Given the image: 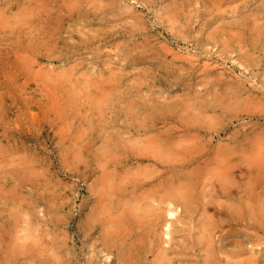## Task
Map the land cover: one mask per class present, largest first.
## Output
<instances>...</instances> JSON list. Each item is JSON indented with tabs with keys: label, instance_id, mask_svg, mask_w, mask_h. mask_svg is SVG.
<instances>
[{
	"label": "rangeland",
	"instance_id": "rangeland-1",
	"mask_svg": "<svg viewBox=\"0 0 264 264\" xmlns=\"http://www.w3.org/2000/svg\"><path fill=\"white\" fill-rule=\"evenodd\" d=\"M214 1L0 0V264H161L157 219L164 209L177 218L165 222L173 241L164 244L162 264H208L213 244L228 255L244 241L249 257L231 264H264V0ZM165 147L163 169L154 154ZM226 152L239 163L228 180L211 163ZM139 155L150 160L138 162ZM188 155L210 160L200 166L208 208L186 214L165 203L160 180L134 193L141 178L153 179L158 170L171 176ZM110 183L124 192L110 191ZM245 192L247 222L234 213Z\"/></svg>",
	"mask_w": 264,
	"mask_h": 264
},
{
	"label": "bare ground",
	"instance_id": "bare-ground-1",
	"mask_svg": "<svg viewBox=\"0 0 264 264\" xmlns=\"http://www.w3.org/2000/svg\"><path fill=\"white\" fill-rule=\"evenodd\" d=\"M35 1V0H34ZM212 1H214V0H212ZM238 1V0H237ZM179 2V1H178ZM215 2V1H214ZM23 3V2H22ZM176 3V2H175ZM214 4V3H213ZM264 4V3H263ZM180 5V4H179ZM183 5V4H182ZM25 6V5H24ZM111 6V5H110ZM174 6V5H173ZM184 6V5H183ZM218 6V5H217ZM228 6H229V4H228ZM248 6V5H247ZM246 6V7H247ZM259 6V5H258ZM30 7V6H29ZM74 7V6H73ZM175 7V6H174ZM187 7V6H186ZM213 7V6H212ZM216 7V6H215ZM231 7V6H230ZM239 7H241V6H239ZM261 7L262 8H264L263 6H261L260 5V9H261ZM25 8H27L26 6H25ZM122 8V7H121ZM218 8H219V6H218ZM234 8V7H233ZM245 8V7H244ZM24 9V8H23ZM116 9V8H115ZM119 9V8H118ZM172 9V8H171ZM175 9V8H174ZM184 9V8H183ZM213 9H214V7H213ZM212 9V10H213ZM226 10L228 9V7L227 8H225ZM255 9V8H254ZM34 10V9H33ZM123 10V9H122ZM126 10V9H125ZM179 10V9H178ZM217 10V9H216ZM221 10V9H220ZM223 10V9H222ZM257 10V9H256ZM259 10V9H258ZM264 10V9H263ZM30 11V10H29ZM234 11V10H233ZM254 11V10H253ZM259 11H261V10H259ZM25 12V11H24ZM31 12V11H30ZM126 12V11H125ZM124 12V13H125ZM235 12V11H234ZM233 12V13H234ZM175 13V12H174ZM212 13H214V12H212ZM228 13V12H227ZM236 13V12H235ZM234 13V14H235ZM251 13V12H250ZM249 13V14H250ZM20 14V13H19ZM30 14V13H29ZM31 14H32V12H31ZM39 14V13H38ZM132 14H134V13H132ZM210 14V13H209ZM258 14V12L256 13V15ZM260 14V13H259ZM21 15H22V13H21ZM27 15V14H26ZM127 15H129V14H127ZM213 15V14H212ZM245 15V14H244ZM248 15V14H247ZM261 15V14H260ZM34 16V15H33ZM5 17V16H4ZM61 17V16H60ZM59 17V18H60ZM171 17V16H170ZM173 17V16H172ZM171 17V18H172ZM208 17V16H207ZM244 17V16H243ZM259 17V16H258ZM22 18V17H21ZM26 18V17H25ZM52 18V17H51ZM50 18V19H51ZM241 18H242V16H241ZM29 19V18H28ZM54 19V18H53ZM178 19V18H177ZM177 19H175V20H177ZM209 19H210V17H209ZM216 19H217V16H216ZM236 19V18H235ZM255 19V18H254ZM257 19V18H256ZM30 20V19H29ZM55 20V19H54ZM173 20V19H172ZM185 20V19H184ZM208 20V19H207ZM207 20L205 21V22H207ZM222 20V19H221ZM260 20V19H259ZM23 21V20H22ZM178 21V20H177ZM238 21H239V19H238ZM25 22H27V21H25ZM219 22V21H218ZM221 22V21H220ZM223 22V21H222ZM240 22V21H239ZM1 23V22H0ZM175 23H176V21H175ZM179 23V22H178ZM184 23V22H183ZM188 23V22H187ZM209 23V22H208ZM224 23V22H223ZM238 23V22H237ZM253 23V22H252ZM5 24V23H4ZM23 24H25L24 22H23ZM177 24V23H176ZM180 24H181V22H180ZM189 24V23H188ZM205 24H207V23H205ZM210 24V23H209ZM215 24V23H214ZM229 24V23H228ZM239 24H241V23H239ZM243 24V23H242ZM1 25V24H0ZM175 25V24H174ZM177 25H179V24H177ZM221 25V24H220ZM259 25V24H258ZM261 25V24H260ZM263 25V24H262ZM2 26V25H1ZM6 26V25H5ZM4 26V27H5ZM245 26V25H244ZM252 26V25H251ZM188 27H189V25H188ZM204 27V26H203ZM207 27V26H206ZM212 27V26H211ZM255 27V26H254ZM263 27V26H262ZM191 28V27H190ZM214 28V27H213ZM212 28V29H213ZM229 28V27H228ZM242 28H244V27H242ZM246 28V27H245ZM260 28V27H259ZM46 28H44V30H45ZM49 29H50V27H49ZM206 29V28H205ZM247 29V28H246ZM255 29V28H254ZM184 30H185V28H184ZM190 30V29H189ZM214 30H215V28H214ZM237 30V29H236ZM251 30H253V29H251ZM259 30V29H258ZM181 31V30H180ZM219 31V30H218ZM235 31V30H234ZM263 31V30H262ZM178 32V31H177ZM183 32V31H182ZM223 32V31H222ZM240 32H242L241 30H240ZM239 32V33H240ZM238 32H237V34H239ZM50 34V33H49ZM181 34V33H180ZM252 34V33H251ZM261 34V33H260ZM51 35V34H50ZM53 35V34H52ZM258 35V34H257ZM181 36H183V35H181ZM55 37H56V35H55ZM184 37V36H183ZM246 37V36H245ZM250 37V36H249ZM252 37V36H251ZM256 37V36H255ZM93 39V38H92ZM259 39V38H258ZM90 40V39H89ZM253 40H255V39H253ZM92 41V40H91ZM91 41H89L90 43H91ZM55 42V41H54ZM257 42V41H256ZM258 43V42H257ZM246 44V43H245ZM255 44V43H254ZM262 45V44H261ZM164 48V47H163ZM246 48V47H245ZM253 48H254V46H253ZM241 49H243V48H241ZM172 53V52H171ZM250 54V53H249ZM144 56H146V55H144ZM155 56H153V58H154ZM159 57V56H158ZM138 58V57H137ZM146 58V57H145ZM187 60V59H186ZM241 60H243V59H241ZM245 62V61H244ZM174 66V65H173ZM167 67V66H166ZM246 68V67H245ZM260 68V67H259ZM170 70H171V68H169ZM168 69V70H169ZM149 72V74H150V72L151 71H148ZM153 72V71H152ZM151 72V73H152ZM169 72V71H168ZM161 73V72H160ZM165 74V73H164ZM171 74V73H170ZM168 76V75H167ZM203 76H205V75H203ZM145 77V76H144ZM113 78V77H112ZM205 78V77H204ZM114 79V78H113ZM148 79V78H147ZM237 79H239V78H237ZM175 80V79H174ZM148 81V80H147ZM236 81V80H235ZM139 82V81H138ZM200 82V81H199ZM209 82V81H208ZM173 83V82H172ZM191 83V82H190ZM189 83V84H190ZM210 83H211V81H210ZM175 84V83H174ZM184 84V83H183ZM209 84V83H208ZM235 84V83H234ZM94 85H96V84H94ZM99 85V84H98ZM230 85V84H229ZM233 85V84H232ZM242 85V84H241ZM129 86V85H128ZM192 86V85H191ZM100 87V86H99ZM109 87H111V86H109ZM186 87H188V86H186ZM186 87H183V88H186ZM236 87H239V86H236ZM101 88V87H100ZM104 88V87H103ZM102 88V89H103ZM131 88H132V85H131ZM97 89V88H96ZM95 89V90H96ZM133 89V88H132ZM206 89V88H205ZM240 89V88H239ZM110 90V89H109ZM114 90V89H113ZM215 90V89H214ZM102 92L104 91V90H101ZM100 91V92H101ZM131 91V90H130ZM129 90H128V92H130ZM219 91H220V89H219ZM92 92V91H91ZM105 92H106V90H105ZM110 92H111V90H110ZM233 92V91H232ZM240 92H242V91H240ZM98 93V92H97ZM186 93V92H185ZM194 93H195V91H194ZM104 94V93H103ZM130 94H132V93H130ZM229 94V93H228ZM106 95V94H105ZM196 95V94H195ZM206 95V94H205ZM212 95H213V93H212ZM95 96V95H94ZM98 96V95H97ZM132 96H134L133 94H132ZM193 96V95H192ZM100 97H102V95H100ZM194 97V96H193ZM214 97V96H213ZM221 97V96H220ZM219 97V98H220ZM247 97V96H246ZM103 98V97H102ZM101 98V99H102ZM133 98V97H132ZM131 98V99H132ZM203 98V97H202ZM130 99V98H129ZM172 99V98H171ZM133 100H134V98H133ZM135 100H136V98H135ZM159 100V99H158ZM186 100H187V98H186ZM230 100V99H229ZM247 100H248V98H247ZM165 101V100H164ZM171 101V100H170ZM225 101V100H224ZM250 101V100H249ZM248 101V102H249ZM256 101V100H255ZM258 101H259V99H258ZM127 103V102H126ZM133 103V102H132ZM135 103V102H134ZM165 103H166V101H165ZM213 103V102H212ZM230 103H232L231 101H230ZM256 103H258V102H256ZM189 104V103H188ZM187 104V105H188ZM224 104V103H223ZM154 105V104H153ZM181 105V104H180ZM194 105V104H193ZM261 105V104H260ZM126 106V105H125ZM139 106H141V105H139ZM190 106V105H189ZM250 106V105H249ZM157 107V106H156ZM260 107V106H259ZM262 107V106H261ZM166 108V107H165ZM196 108V107H195ZM258 108V107H257ZM179 109V108H178ZM261 109V108H260ZM103 110V109H102ZM125 110H127V109H125ZM156 110V109H155ZM166 110V109H165ZM246 110V109H245ZM263 110V109H262ZM133 111V110H132ZM140 111V110H139ZM187 111V110H186ZM196 111V110H195ZM257 111V110H256ZM164 112V111H163ZM185 112V111H184ZM250 112V111H249ZM263 112V111H262ZM125 113H126V111H125ZM177 113V112H176ZM213 113V112H212ZM161 114V113H160ZM208 114V113H207ZM179 117V116H178ZM184 117V116H183ZM233 117V116H232ZM216 118V117H215ZM254 118V117H253ZM180 119V118H179ZM183 119H185V118H183ZM199 119V118H198ZM213 119V118H212ZM133 120V119H132ZM188 120V119H187ZM208 120H209V118H208ZM211 120V119H210ZM178 121V120H177ZM181 121V120H180ZM192 121V120H191ZM145 123H146V121H145ZM197 123V122H196ZM200 123H201V121H200ZM183 124V123H182ZM192 124V123H191ZM164 125V124H163ZM175 125V124H174ZM193 125V124H192ZM199 125H201V124H199ZM202 125H203V123H202ZM208 125V124H207ZM211 125V124H210ZM154 126V125H153ZM175 126H177V125H175ZM174 126V128H176ZM187 126H188V123H187ZM205 126V125H204ZM172 127V126H171ZM197 127V126H196ZM181 128H182V126H181ZM199 128V127H198ZM206 128V127H205ZM184 129V128H183ZM118 130H119V128H118ZM179 130V129H178ZM117 131V130H116ZM164 131V130H163ZM177 131V130H176ZM120 132V131H119ZM114 133H116V132H114ZM156 133V132H155ZM197 133V132H196ZM195 133V134H196ZM117 134V133H116ZM130 134V133H129ZM133 134V133H132ZM149 134H151V133H149ZM190 134H191V132H190ZM125 135V134H124ZM127 135V134H126ZM157 135H159L158 133H157ZM179 135V134H178ZM197 135V134H196ZM112 136V135H111ZM133 136H134V134H133ZM139 136V135H138ZM126 137V136H125ZM128 137V136H127ZM126 137V138H127ZM135 137V136H134ZM200 137V136H199ZM106 138V137H105ZM119 138V137H118ZM121 138V137H120ZM148 138V137H147ZM154 138V137H153ZM162 138V137H161ZM187 138H190V137H187ZM192 138V137H191ZM106 139H108V138H106ZM122 139H124V138H122ZM129 139V138H128ZM127 139V140H128ZM146 139V138H145ZM121 140V139H120ZM129 140H131V138L129 139ZM187 140V139H186ZM103 141V140H102ZM114 141H116L115 139H114ZM125 141V140H124ZM149 141H151V140H149ZM148 141V142H149ZM177 141V140H176ZM262 141V140H261ZM201 142V141H200ZM109 143V142H108ZM121 143V142H120ZM125 143V142H124ZM132 143H133V141H132ZM140 143V142H139ZM177 143V142H176ZM193 143V142H192ZM127 144V143H126ZM137 144V143H136ZM195 144V143H194ZM196 144H197V142H196ZM195 144V145H196ZM215 144V143H214ZM110 145V144H109ZM130 145V144H129ZM135 145V144H134ZM139 145V144H138ZM149 145H151V143H149ZM148 145V146H149ZM194 145V146H195ZM93 146V145H92ZM123 146H125V145H123ZM140 146V145H139ZM142 146V145H141ZM158 146V145H157ZM203 146V145H202ZM224 146V145H223ZM82 147V146H81ZM90 147V146H89ZM104 147V146H103ZM144 147V150L145 149H147V148H145V146H143ZM153 147V146H152ZM156 147V146H155ZM181 147V146H180ZM184 147V146H183ZM85 148V147H84ZM87 148V147H86ZM85 148V149H86ZM92 148V147H91ZM108 148V147H107ZM124 147H122V146H120V144L119 143H117L116 142V144L114 145V149L115 150H117L116 152H118V151H122V149H123ZM140 148H142V147H140ZM179 148V147H178ZM184 148H186V147H184ZM223 148V147H222ZM81 149H83V148H81ZM80 149V150H81ZM105 149V148H104ZM139 149V148H138ZM172 149V148H171ZM187 149V148H186ZM84 150V149H83ZM91 150V149H90ZM126 150V149H125ZM132 150V149H131ZM137 150V149H136ZM168 150V147H165L164 149H157L156 150V153L154 154L155 155V158H159V159H161L162 161H158V160H155L156 162H155V164H157L159 167H163V169H166V168H168V166L166 165L167 163V157H166V153L169 151H167ZM195 150V149H194ZM257 150V149H256ZM88 151V150H87ZM92 151V150H91ZM114 150H112L111 152H113ZM147 151V150H146ZM152 151V150H151ZM188 151V150H187ZM186 151V152H187ZM198 151H200V150H198ZM197 151V152H198ZM258 151H259V149H258ZM81 152V151H80ZM109 152V151H108ZM185 152V151H184ZM193 152V151H192ZM89 153V152H88ZM88 153H87V155H88ZM95 153V152H94ZM191 153V152H190ZM217 153H219V152H217ZM248 153H250V152H248ZM256 153V152H255ZM259 153V152H258ZM78 154H80V153H78ZM83 154H84V152H83ZM90 154V153H89ZM96 154V153H95ZM145 154V153H144ZM168 154V153H167ZM173 154V153H172ZM171 154V155H172ZM185 154H187V153H185ZM196 154H199V153H196ZM215 154V153H214ZM242 154H244V155H246L245 153H242ZM242 154H240V155H242ZM262 154V153H261ZM85 155V154H84ZM116 155V154H115ZM143 155V154H142ZM177 155V154H176ZM178 155H179V153H178ZM191 155V154H190ZM190 155H188V156H190ZM221 155V154H220ZM219 155V156H220ZM237 155V154H236ZM76 156V155H75ZM80 156V155H79ZM78 156V157H79ZM184 156V155H183ZM231 154H230V152H226V153H224V154H222V156H220L219 157V159L218 160H215V161H211V163H218L219 165H221V166H219L220 168L222 167L223 168V170H225L224 171V173H222L221 175H226V178H227V180L228 179H230V177H232V176H235V173H234V171H235V169H234V167H235V164L238 166V164L237 163H235V164H232L233 163V161H231L232 159H231ZM233 156V155H232ZM239 156V155H238ZM243 156V155H242ZM81 157V156H80ZM85 157H87L86 155H85ZM118 157V156H117ZM166 157V158H165ZM171 157V156H170ZM253 157H254V155H253ZM252 157V158H253ZM264 157V156H263ZM263 157H261V158H263ZM83 158V157H82ZM110 158V157H109ZM122 158V157H121ZM181 158H182V156H181ZM201 156L200 155H192V156H190V158L188 159V160H186V161H184V162H182V164H180V165H175V167L174 168H176V170H178V172L176 171V172H172V175L170 176H168V174H169V172H170V170H168V171H162V170H158V171H156V173H154V176L155 177H153V179L152 178H141L140 179V181H139V184L137 185V187H136V189L134 190V193L136 192V191H140V190H142V189H144L145 187H148V186H153V184L155 183V181H158V180H160V185H159V183H158V185H159V187H160V189L158 190V191H163V201L165 202V203H169L170 205L171 204H173V205H176V206H182L183 208H184V211L186 212V214H196V213H198L199 211H200V209H202V208H208V205L211 203V202H206L205 200V196L204 195H202L201 193H203V192H201L200 191V180L202 179L201 177V169H200V166L201 165H204L205 166V164H209V162H210V160H207V161H205V164H203V162L201 161ZM205 158V157H204ZM215 158H218V157H215ZM240 158V157H239ZM239 158H238V160H239ZM242 158V157H241ZM251 158V159H252ZM32 159V158H31ZM88 159V158H87ZM99 159V158H98ZM134 159V158H133ZM135 159L138 161V162H141V163H144V162H147V160H150V159H147V158H145L144 156H141V155H139V156H137V157H135ZM172 159V158H171ZM184 159V158H183ZM183 159H181V160H183ZM256 159H258V158H256ZM20 160V159H19ZM34 160V159H33ZM77 160H79L78 158H77ZM83 160V159H82ZM106 160H108V159H106ZM110 160V159H109ZM174 161H175V159H173ZM177 160V159H176ZM211 160H213V159H211ZM237 160V161H238ZM242 160V159H241ZM254 160V159H253ZM259 160V159H258ZM15 161V160H14ZM25 161V160H24ZM81 161V160H80ZM84 161V160H83ZM240 161V160H239ZM4 162V161H3ZM9 162H11V161H9ZM8 162V163H9ZM19 162V161H18ZM37 162V161H36ZM77 162V161H76ZM179 162V161H178ZM235 162V161H234ZM242 162V161H241ZM244 162V161H243ZM254 162V161H253ZM6 163V162H5ZM38 163V162H37ZM107 163V162H106ZM263 163H264V158H263ZM4 164V163H3ZM25 164V163H24ZM34 164H36V163H34ZM74 164V163H73ZM77 164V163H76ZM247 163H245V165H246ZM256 164V163H255ZM254 164V165H255ZM259 164H260V162H259ZM6 165V164H5ZM107 165H108V163H107ZM251 165H252V163H251ZM250 165V166H251ZM257 165V164H256ZM264 164H262V166H263ZM21 167H22V165H20ZM30 166V165H29ZM43 166V165H42ZM78 166V165H77ZM259 166V165H258ZM25 167V166H24ZM28 167V166H27ZM101 167V166H100ZM214 167V166H213ZM212 167V168H213ZM252 167V166H251ZM261 167V166H260ZM8 168V167H7ZM11 168V167H10ZM80 168V167H79ZM78 168V169H79ZM173 168V170H175ZM247 168V167H246ZM256 168H257V166H256ZM12 169V168H11ZM16 169H18V168H16ZM74 169V168H73ZM82 169V168H81ZM84 169H86V168H83V170ZM129 169V168H128ZM207 169V168H206ZM213 169H215V168H213ZM260 169V168H259ZM15 170V169H14ZM258 171V169H255L254 171ZM261 170V169H260ZM13 171V170H12ZM18 171V170H17ZM101 171H102V167H101ZM103 171H105V170H103ZM127 171V170H126ZM138 171V170H137ZM180 171V172H179ZM16 172V171H15ZM35 172V171H34ZM36 172H38L37 170H36ZM75 172V171H74ZM109 172V171H108ZM207 172H208V170H207ZM210 172V171H209ZM223 172V171H222ZM26 173V172H25ZM39 173H41V172H39ZM204 173H206V170H205V172ZM7 174V173H6ZM27 174V173H26ZM44 174H46V173H44ZM217 175H218V173H216ZM24 175V174H23ZM32 175V174H31ZM37 175V174H36ZM41 175H43V174H41ZM97 175V174H96ZM101 175H103V173L101 174ZM119 175V174H118ZM257 175V174H256ZM8 176V175H7ZM15 176H17L16 174H15ZM14 176V177H15ZM25 176V175H24ZM104 176V175H103ZM145 176V175H144ZM240 176V175H239ZM251 176V175H250ZM1 177V176H0ZM20 177V176H19ZM37 177V176H36ZM107 177V176H106ZM108 177H109V175H108ZM116 177V176H115ZM207 177H208V175H207ZM218 177V176H217ZM238 177V176H237ZM242 177V176H241ZM4 178V177H3ZM27 178V177H26ZM38 178V177H37ZM211 178V177H210ZM209 178V179H210ZM254 178H256V177H254ZM258 178V177H257ZM20 179V178H19ZM22 179H23V177H22ZM114 179V178H113ZM122 179V178H121ZM5 180H7V179H5ZM17 180V179H16ZM102 180V179H101ZM103 180H105V178L103 179ZM109 180H111V179H109ZM126 180V179H125ZM135 180H137V179H135ZM216 180V179H215ZM4 181V180H3ZM9 181V180H8ZM106 181V180H105ZM112 181V180H111ZM110 181V182H111ZM116 181V180H115ZM114 181V182H115ZM122 181H124V179H122ZM202 181V180H201ZM210 181V180H209ZM222 181H224V180H222ZM237 181V180H236ZM37 182V181H36ZM94 182H96V180L94 181ZM109 182V181H108ZM2 183H4V182H2ZM76 183V182H75ZM157 183V182H156ZM220 183V182H219ZM258 183V182H257ZM257 183H255V185L257 184ZM17 184V183H16ZM105 184V183H104ZM107 184V183H106ZM111 184V183H110ZM128 184V183H127ZM126 184V185H127ZM239 184V183H238ZM100 185V184H99ZM103 185V184H102ZM108 185V184H107ZM250 185V184H249ZM157 186V185H156ZM204 186V185H203ZM3 187V186H2ZM38 187H40V186H38ZM105 187V186H104ZM144 187V188H143ZM5 188V187H4ZM35 188V187H34ZM96 188H98V187H96ZM114 188H116L117 190H120V192H124V186L123 185H121V186H119L118 184H115L114 185V183H112L111 184V187H110V191H112V190H114ZM150 188V187H149ZM74 189V188H73ZM147 189V188H146ZM215 189V188H214ZM213 189V190H214ZM221 189H223L226 193L228 192V191H230V186H227V183L225 184H222V186H221ZM258 189V188H257ZM16 190V189H15ZM13 191V190H12ZM78 191V190H77ZM97 191H99V190H97ZM105 191V190H104ZM154 191V190H153ZM157 191V192H158ZM215 191V190H214ZM255 191V190H254ZM1 192V191H0ZM5 192V191H4ZM7 192V191H6ZM5 192V193H6ZM35 192H36V190H35ZM92 192V191H91ZM213 192V191H212ZM99 193V192H98ZM111 193V192H110ZM152 193H155V191L154 192H152ZM150 194V196H152L153 194ZM159 193V192H158ZM224 193V192H223ZM222 192H219V196H221V194H223ZM243 193V192H242ZM96 194V193H95ZM108 194V193H107ZM113 194V193H112ZM121 194V193H120ZM139 194V193H138ZM1 195V194H0ZM52 195V194H51ZM102 195V194H101ZM117 195V194H116ZM125 195V194H124ZM158 195V194H157ZM244 195V200L242 201V203H241V205H240V207H239V210H238V207H235L234 208V213H237L238 214V211H239V215H240V217L241 216H243V221H245V222H247V217H248V214H249V207H248V202L246 201V192H245V194H243ZM54 196V195H53ZM16 197V196H15ZM32 198V197H31ZM49 198V197H48ZM106 198V197H105ZM128 198V197H127ZM137 198V197H136ZM135 198V199H136ZM150 198V197H149ZM14 199V198H13ZM50 199V198H49ZM102 199V198H101ZM155 199V198H154ZM157 199H158V197H157ZM211 199V198H210ZM220 199V198H219ZM99 200V199H98ZM124 200V199H123ZM139 200V199H138ZM151 200V199H150ZM208 200V199H207ZM213 200V199H212ZM211 200V201H212ZM9 201H11V200H9ZM8 201V202H9ZM16 201V200H15ZM35 201V200H34ZM38 201V200H37ZM106 201V200H105ZM126 201V200H125ZM155 201V200H154ZM220 201H222V200H220ZM23 202V201H22ZM50 202V201H49ZM53 202H54V200H53ZM115 202V201H114ZM157 202V201H156ZM155 202V203H156ZM161 202V201H160ZM163 202V203H164ZM232 202V201H231ZM55 203V202H54ZM102 203V202H101ZM107 203V202H106ZM117 203V202H116ZM140 203V202H139ZM1 204V203H0ZM17 203H15L14 205H16ZM20 204V203H19ZM28 204V203H27ZM109 204V203H108ZM112 204V203H111ZM160 204V203H159ZM219 204V203H218ZM223 204V203H222ZM221 204V205H222ZM29 205V204H28ZM101 205V204H100ZM136 205V204H135ZM146 205V204H145ZM229 205H230V203H229ZM95 206H96V204H95ZM112 206V205H111ZM139 206V205H138ZM147 206H148V204H147ZM212 206V205H211ZM101 207V206H100ZM104 207V206H103ZM108 207V206H107ZM116 207V206H115ZM114 207V208H115ZM132 208H133V206H131ZM156 207H157V205H156ZM178 207H177V209H178ZM254 207V206H253ZM1 208V207H0ZM53 208V207H52ZM166 208H167V206H166ZM13 210H14V208H12ZM116 209V208H115ZM123 209V208H122ZM145 209H146V207H145ZM155 209V208H154ZM170 209V208H169ZM215 209V208H214ZM231 209V208H230ZM253 209V208H252ZM98 210V209H97ZM100 210V209H99ZM133 210V209H132ZM150 210V209H149ZM183 210V209H182ZM207 210V209H206ZM53 211V210H52ZM105 211H107L106 209H105ZM112 211V210H111ZM158 211V210H157ZM208 211V210H207ZM6 212H8V211H6ZM10 212V211H9ZM8 212V213H9ZM13 213H15L14 211H12ZM23 212V211H22ZM38 212V211H37ZM100 212H103L102 210L100 211ZM109 212V211H108ZM108 212H107V214H108ZM120 212V211H119ZM145 212V211H144ZM147 212V211H146ZM150 212V211H149ZM179 212V211H178ZM203 212V211H202ZM216 213H218V214H222V211L220 210V209H218V208H216V211H215ZM256 212V211H255ZM104 213V212H103ZM110 213V212H109ZM133 213V212H132ZM164 213H165V215H163L164 217H158V219H157V224H158V227H163V231H164V234H163V232H162V238H159L158 237V241H157V244H158V246L156 247L157 249H159L160 250V254H161V256H160V258H159V261H158V263H160L161 262V264H162V262L165 260V257L167 256L166 255V252H167V249L166 248H164V244H169L170 243V241H173L172 240V233H171V230H172V224H170V223H165L166 222V219L167 218H169V217H171V218H177V216H176V214H177V212L175 213V211H171V210H167V209H164ZM163 213V214H164ZM215 213V214H216ZM233 213V214H234ZM97 214H98V212H97ZM106 214V213H105ZM157 214H159V213H157ZM201 214V213H200ZM211 214V213H210ZM209 214V215H210ZM237 214H234V215H237ZM102 214L100 213V216H101ZM156 215V214H155ZM154 214H153V216H155ZM203 215V214H202ZM251 215V214H250ZM253 215V214H252ZM251 215V216H252ZM36 216V215H35ZM120 216V215H119ZM151 215H149V217H150ZM215 216V215H214ZM233 215L231 214L230 215V217H232ZM238 216V215H237ZM261 216V215H260ZM1 217V216H0ZM12 217V216H11ZM55 217V216H54ZM97 217V216H96ZM106 217H107V215H106ZM113 217V216H112ZM142 217V216H141ZM264 217V216H263ZM13 218V217H12ZM16 218V217H15ZM14 218V219H15ZM35 218V217H34ZM52 218V217H51ZM144 218V217H143ZM232 218H234V217H232ZM7 219V218H6ZM21 219V218H20ZM33 219V218H32ZM37 219V218H36ZM59 219V218H58ZM199 219V218H198ZM230 220H231V218H229ZM18 220V219H17ZM52 220V219H51ZM109 220V219H108ZM107 220V221H108ZM168 220V219H167ZM190 220V219H189ZM1 221V220H0ZM5 221V220H4ZM16 221V220H15ZM113 221V220H112ZM143 221H144V219H143ZM6 222H8V220L6 221ZM30 222V221H29ZM33 222H34V220H33ZM142 222V221H141ZM156 222V221H155ZM2 223H3V221H2ZM51 223V222H50ZM60 223V222H59ZM111 223V222H110ZM152 223H154V222H152ZM162 223H164V224H162ZM186 223V222H185ZM224 223V222H223ZM231 223V222H230ZM255 223V222H254ZM10 224V223H9ZM21 224V223H20ZM28 224V223H27ZM115 224V223H114ZM120 224V223H119ZM143 224H144V222H143ZM208 224H210V222L208 223ZM260 224V223H259ZM18 225V224H17ZM180 225V224H179ZM182 225V224H181ZM220 225V224H219ZM3 226H4V224H3ZM14 226H16V225H14ZM26 226V225H25ZM54 226V225H53ZM101 226V225H100ZM108 226V225H107ZM112 226V225H111ZM187 227L189 226V225H186ZM222 226V225H221ZM5 227V226H4ZM7 227V226H6ZM22 227V226H21ZM30 227V226H29ZM56 227V226H55ZM198 227V226H197ZM214 227H217V226H214ZM239 227V226H238ZM17 227H15V229H16ZM153 228V227H152ZM175 228H177V227H175ZM218 228V227H217ZM9 229H11V227H9ZM19 229V228H18ZM17 229V230H18ZM32 229V228H31ZM108 229V228H107ZM125 229V228H124ZM141 229V228H140ZM174 229V228H173ZM196 229V228H195ZM202 229V228H201ZM206 229V228H205ZM234 229V228H233ZM4 230V229H3ZM2 230V231H3ZM112 230V229H111ZM119 230V229H118ZM133 230H135L134 228H133ZM194 230V229H193ZM228 230H229V227H228ZM1 231V230H0ZM10 231V230H9ZM20 231V230H19ZM108 231V230H107ZM129 231H130V229H129ZM155 231V230H154ZM174 231V230H173ZM196 231V230H195ZM203 231V230H202ZM251 231V230H250ZM16 232V231H15ZM14 232V233H15ZM18 232V231H17ZM34 232V231H33ZM101 232V231H100ZM130 232H132V231H130ZM148 232V231H147ZM2 233V232H1ZM0 233V234H1ZM8 232H6L5 234H7ZM20 233V232H19ZM17 234V236L19 237L20 236V234ZM31 233V232H30ZM9 234V233H8ZM11 234V233H10ZM21 234H22V232H21ZM35 234V233H34ZM110 234V233H109ZM114 234V233H113ZM126 234V233H125ZM2 235H3V233H2ZM128 235H129V233H128ZM145 235V234H144ZM190 235V234H189ZM225 235V234H224ZM4 236V235H3ZM16 236V235H15ZM40 236V235H39ZM142 236V235H141ZM154 236V235H153ZM218 236V235H217ZM216 236V237H217ZM5 237V236H4ZM3 237V238H4ZM17 237V238H18ZM37 237V236H36ZM144 237V236H143ZM13 238V237H12ZM25 238V237H24ZM145 238V237H144ZM203 238H204V236H203ZM16 239V238H15ZM15 239H12V242L15 240ZM19 240H20V238H18ZM29 240H31L30 238H28ZM53 238H51V240H52ZM107 239V245H108V247H110L109 246V244H113V241H114V238L113 237H110V238H106ZM122 239V238H121ZM156 239V238H155ZM166 239H167V241H166ZM175 239V238H174ZM177 239V238H176ZM202 239V238H201ZM205 239V238H204ZM214 239V238H213ZM4 240V239H3ZM24 240V239H23ZM152 239H150V241H151ZM250 240V239H249ZM28 241V240H27ZM35 241V240H34ZM125 241V240H124ZM166 243H165V242ZM8 242V241H7ZM16 242V241H15ZM19 242V241H18ZM26 242V241H25ZM31 242V241H30ZM41 242V241H40ZM147 242V241H146ZM240 242V241H239ZM24 243V242H23ZM22 243V244H23ZM32 243V242H31ZM35 243V242H34ZM178 243V242H177ZM176 243V244H177ZM181 243H183V242H181ZM21 244V245H22ZM37 244H38V242H37ZM44 244V243H43ZM222 244V243H221ZM242 244V248L238 251V252H236V250H235V252L233 253V254H230V253H228V255H227V253H225V252H223V251H221V248L220 249H218L216 246H213V245H216V244H213L212 245V247L213 248H211L210 250H209V252L207 253V263L208 264H219L222 260H224L222 257H225V256H223V254L225 253V255L227 256V260H226V262L224 263V264H231L233 261H234V263H236V262H238V260L237 261H235V258H237V259H242L243 257H245L246 255H247V253H248V248H247V243L244 241V242H242L241 243ZM14 245H15V243H14ZM50 245V244H49ZM173 245V244H172ZM202 245V244H201ZM16 246H17V243H16ZM27 246V245H26ZM30 246H31V244H30ZM118 246V245H117ZM121 246H122V244H121ZM192 246V245H191ZM220 246V245H219ZM17 247H19V246H17ZM22 247V246H21ZM51 247V246H50ZM1 248V247H0ZM6 248V247H5ZM28 248H30V247H28ZM28 248H27V250H28ZM33 248H34V246H33ZM52 248V247H51ZM7 249V248H6ZM12 249H14V248H12ZM36 249V248H35ZM1 250V249H0ZM29 250H31V249H29ZM28 250V251H29ZM32 250H34V249H32ZM31 250V251H32ZM132 250H135L134 248L132 249ZM158 250V251H159ZM168 250H169V248H168ZM12 251V250H11ZM17 251V250H16ZM27 251V252H28ZM107 251V250H106ZM121 251V250H120ZM6 252V251H5ZM13 252V251H12ZM20 252H22V251H20ZM33 252V251H32ZM183 252V251H182ZM251 252V251H250ZM249 252V255H250V257H251V255L253 256V255H255V253L253 254L252 252V254ZM4 253V252H3ZM14 253V252H13ZM23 253V252H22ZM34 253V252H33ZM33 253H31V254H33ZM108 253V252H107ZM121 253V252H120ZM184 253V252H183ZM43 254V253H42ZM53 254V253H52ZM140 254V253H139ZM142 254V253H141ZM221 254H222V257H221ZM11 255V254H10ZM15 255H17V254H15ZM14 255V256H15ZM23 255H25L24 253H23ZM41 255V254H40ZM169 255V254H168ZM190 255V254H189ZM13 256V255H12ZM19 256V255H18ZM20 256H21V253H20ZM33 256H35L34 254H33ZM51 256V255H50ZM94 256V255H93ZM97 256V255H96ZM171 256V255H170ZM196 256V255H195ZM256 256V255H255ZM254 256V257H255ZM24 257V256H23ZM27 257V256H26ZM25 257V258H26ZM37 257V256H36ZM168 257V256H167ZM166 257V258H167ZM174 257V256H173ZM249 256L247 255V258H248ZM254 257H251L252 259L254 258ZM10 258V257H9ZM17 258V257H16ZM34 258V257H33ZM50 258V257H49ZM147 258V257H146ZM247 259L248 261H247V263L248 262H250V260L252 261V259ZM256 258V257H255ZM7 259V258H6ZM15 259V258H14ZM51 259V258H50ZM53 259V258H52ZM69 259V258H68ZM260 259V258H259ZM3 260H4V258H3ZM13 260V259H12ZM24 260V259H23ZM233 260V261H232ZM244 260H246V259H244ZM20 261V260H19ZM26 261H28L27 259L25 260V262ZM35 261H36V259H35ZM56 261V260H55ZM171 261V260H170ZM176 261V260H175ZM182 261V260H181ZM239 261H242V260H239ZM254 261V260H253ZM2 261H0V263H1ZM5 262V261H4ZM12 262V261H11ZM33 262V261H32ZM57 262V261H56ZM60 262V261H59ZM70 262V261H69ZM140 262V261H139ZM173 262H174V259H173ZM183 262V261H182ZM192 262V261H191ZM13 263V262H12ZM18 263V262H17ZM34 264H35V262H33ZM46 263V262H45ZM151 263V262H150ZM186 263V262H185ZM189 263V262H188ZM194 263V262H193ZM204 263V262H203ZM246 262H239V264H245ZM8 264V263H7ZM27 264H29V262L27 263ZM38 264H39V262H38ZM44 264V263H43ZM129 264V263H128ZM173 264V263H172ZM177 264V263H176ZM253 264V263H252ZM257 264V263H256Z\"/></svg>",
	"mask_w": 264,
	"mask_h": 264
}]
</instances>
